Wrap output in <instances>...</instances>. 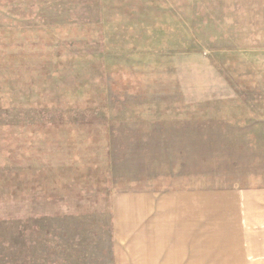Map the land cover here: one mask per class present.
I'll return each mask as SVG.
<instances>
[{"label":"rangeland","instance_id":"1","mask_svg":"<svg viewBox=\"0 0 264 264\" xmlns=\"http://www.w3.org/2000/svg\"><path fill=\"white\" fill-rule=\"evenodd\" d=\"M264 194V0H0V264H138L117 197Z\"/></svg>","mask_w":264,"mask_h":264},{"label":"crops","instance_id":"2","mask_svg":"<svg viewBox=\"0 0 264 264\" xmlns=\"http://www.w3.org/2000/svg\"><path fill=\"white\" fill-rule=\"evenodd\" d=\"M112 213L130 231L128 257L138 264H264V194L133 192L117 197Z\"/></svg>","mask_w":264,"mask_h":264}]
</instances>
